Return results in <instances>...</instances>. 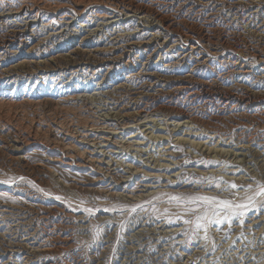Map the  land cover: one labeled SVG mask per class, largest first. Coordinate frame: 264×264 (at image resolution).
Wrapping results in <instances>:
<instances>
[{
  "label": "rangeland",
  "instance_id": "374dc122",
  "mask_svg": "<svg viewBox=\"0 0 264 264\" xmlns=\"http://www.w3.org/2000/svg\"><path fill=\"white\" fill-rule=\"evenodd\" d=\"M54 1L2 0L0 181L12 182L0 183V264H264V197L207 232L196 228V218L213 208L225 212L195 199L246 204L264 184V0H123L141 8V17L125 20L119 12L114 22L104 17L116 9L109 0ZM22 6L35 13L7 14ZM59 12L72 19L63 23ZM146 40L149 47H140ZM180 84L192 89L176 91ZM116 109L157 116L166 140L146 144L152 150L142 157L116 146L91 154L105 147L78 142L82 120L112 117ZM184 120L191 123L170 124ZM152 124L142 123L136 137L148 135ZM36 125L44 141L16 152L18 131ZM130 130H119L118 140ZM190 130L205 146L243 155L214 156L177 139L189 138ZM154 149L168 150L165 166L141 163ZM88 156L112 157L114 181H96L105 165H77Z\"/></svg>",
  "mask_w": 264,
  "mask_h": 264
},
{
  "label": "bare ground",
  "instance_id": "6f19581e",
  "mask_svg": "<svg viewBox=\"0 0 264 264\" xmlns=\"http://www.w3.org/2000/svg\"><path fill=\"white\" fill-rule=\"evenodd\" d=\"M53 1V0H52ZM56 1V0H55ZM54 1V2H55ZM64 2H66L67 4H72V3H75V4H77L78 6H80V4H83L84 2H88V0H63ZM91 1V0H90ZM27 2V1H26ZM31 2V1H30ZM47 2V1H46ZM61 3H62V1H60ZM109 2H111L112 4H114L115 6H116V9H115V11H113V12H106L105 14H106V16H104V17H112V18H117L118 17V15H119V12H121V13H125V15H126V19L125 20H129L131 17H133V16H137V14L138 13H142V9L141 8H138V6H135V5H133L132 3H130V4H126L123 0H109L108 1V3ZM41 3V2H40ZM60 3V4H61ZM21 4V3H20ZM47 4V3H46ZM58 4V3H57ZM63 4V3H62ZM18 5H19V3H18ZM17 5V6H18ZM27 4H25V6H26ZM29 5V4H28ZM40 5H42V4H40ZM50 5V4H49ZM59 5V4H58ZM111 5V4H110ZM34 6V5H33ZM43 6H44V4H43ZM48 6V5H47ZM68 6V5H67ZM71 6V5H70ZM75 6V5H74ZM140 6V5H139ZM39 7V6H38ZM46 7V6H45ZM49 7V6H48ZM62 7H64V6H62ZM16 8V7H15ZM30 8H31V6H30ZM33 8V7H32ZM3 9H5V7L3 8ZM7 9V8H6ZM9 9V8H8ZM10 10H14V8L13 9H11L10 8ZM23 10H25V12L27 11L28 12V14L29 15H32V14H34L35 12H34V10L33 9H30V10H28V9H26L24 6H22V7H19L16 11L14 10V11H11V12H8L7 14H12V13H20L21 11H23ZM37 10V9H36ZM58 10V9H57ZM78 10V9H77ZM39 11V10H38ZM71 11V10H70ZM83 11V10H82ZM94 11V10H93ZM100 11V10H99ZM147 11V10H146ZM7 12V11H6ZM5 12V13H6ZM75 12V11H74ZM103 12V11H102ZM144 12V11H143ZM160 12V11H159ZM23 13V12H22ZM21 13V14H22ZM52 13H54V11L52 12ZM75 13H77V12H75ZM93 13V12H92ZM147 13V12H146ZM150 13V12H149ZM20 14V15H21ZM37 14V13H36ZM57 14V16H58V18H59V20L60 21H62L63 23H65L64 21L67 19V17L66 16H69V15H64V14H62L61 12H59V13H56ZM68 14V13H67ZM72 14V13H71ZM94 14V13H93ZM144 14V13H143ZM2 15H3V12H2V0H0V21H2ZM77 15H79V14H77ZM96 15H98V14H96ZM108 15V16H107ZM124 15V14H123ZM148 15V14H147ZM155 15V14H154ZM157 15V14H156ZM11 16V15H10ZM12 16H14V15H12ZM92 16V15H91ZM101 16H103V15H101ZM100 16V17H101ZM122 16V15H121ZM34 17H35V15H34ZM36 17H37V15H36ZM70 17V16H69ZM74 17V16H73ZM97 17V16H96ZM137 17H141V16H137ZM15 18V17H14ZM31 18H32V16H31ZM71 18V17H70ZM89 18V17H88ZM94 18V17H93ZM103 18V17H102ZM145 18V17H144ZM6 19V18H5ZM4 19V20H5ZM33 19V18H32ZM72 19V18H71ZM71 19H69V20H71ZM92 19V18H91ZM95 19V18H94ZM147 19V18H146ZM15 20V19H14ZM34 20H35V18H34ZM57 20V19H56ZM58 20V21H59ZM105 20V19H104ZM119 20V18H117V19H115V20H111V22H114V21H118ZM121 20V19H120ZM145 20V19H144ZM149 20V19H148ZM153 20V19H152ZM23 21V20H22ZM27 21H28V19H27ZM122 21V20H121ZM151 20H149V22H150ZM24 22V21H23ZM145 22V21H144ZM143 22V23H144ZM32 23V20H29L28 22H27V24H26V26H29L30 24ZM68 23H71V21H68ZM107 24V23H106ZM20 25V24H19ZM67 25V24H66ZM87 25V24H86ZM144 25V24H143ZM147 28H152L153 26H154V23L153 24H148V26L147 25H145ZM66 29V28H65ZM143 29H145V28H143ZM16 31V30H15ZM19 31H22V30H19ZM83 31V30H82ZM86 31V30H85ZM138 31V30H137ZM61 32H62V30H61ZM90 32V31H89ZM149 32V31H148ZM144 33V32H143ZM58 34V33H57ZM60 34V33H59ZM131 34V33H130ZM147 34V33H146ZM145 34V35H146ZM10 35V34H9ZM87 35V34H86ZM117 35H118V33H117ZM143 35V34H142ZM154 35V34H153ZM158 35V34H157ZM132 36V35H131ZM147 36V35H146ZM159 36V35H158ZM158 36H153L154 38H158ZM145 37V36H144ZM160 37V36H159ZM162 37V36H161ZM19 38V37H18ZM17 38V39H18ZM115 38V37H114ZM127 38H129V37H127ZM146 38V37H145ZM154 38H152V39H150L151 41L153 40V42L155 41L154 40ZM167 38V37H166ZM13 39H15V38H13ZM84 39V38H83ZM135 39V38H134ZM177 39V38H176ZM9 40V39H8ZM12 40V39H11ZM118 40V39H117ZM126 40V39H125ZM124 41V40H123ZM135 41V40H134ZM134 41H129L128 42V44L126 45L125 44V53H123L124 55H125V57H128L129 58V53L131 52V51H133L134 49L133 48H135V47H133L134 46V44H136V42H134ZM151 41H148V40H146V42L144 41H142V43H138L139 44V46L140 47H143V46H145V47H149V45H150V43H152ZM170 41V40H169ZM113 42V41H112ZM167 42V41H166ZM114 43V42H113ZM120 43V42H119ZM160 43V42H159ZM121 44V43H120ZM155 44V43H154ZM178 44V43H177ZM123 45V44H122ZM189 45V44H188ZM121 46V45H120ZM173 46H174V44H173ZM199 46V45H198ZM198 46H194V47H192V49H197L198 48ZM119 47V46H118ZM188 47H191V46H188ZM203 47V46H202ZM115 48V47H114ZM155 48V47H154ZM186 48V47H185ZM104 49V48H103ZM158 49V48H157ZM205 50V49H204ZM154 51V50H153ZM195 51V50H194ZM198 51V50H197ZM90 52V51H89ZM96 52V51H95ZM116 52V51H115ZM119 52H121V51H119ZM156 52V51H155ZM154 52V53H155ZM191 52V51H190ZM128 53V54H127ZM142 54V53H141ZM189 54V53H188ZM121 55H122V53H121ZM120 55V56H121ZM159 55V54H158ZM200 55V54H199ZM115 56V55H114ZM162 56V55H161ZM216 56V55H215ZM122 57H123V55H122ZM159 57V56H158ZM163 57V56H162ZM182 57V56H181ZM193 57V56H192ZM127 59V58H126ZM159 59H160V57H159ZM181 59V58H180ZM198 59V58H197ZM205 59V58H204ZM207 59V58H206ZM110 60V59H109ZM128 60V59H127ZM119 61V60H118ZM197 61V60H196ZM201 62V61H200ZM126 63H127V61H126ZM242 62H238V64H241ZM245 63V62H244ZM247 63V62H246ZM142 64V63H141ZM148 64V63H147ZM195 65V64H194ZM193 65V66H194ZM200 65V64H199ZM75 66V65H74ZM149 66V65H148ZM81 67L82 66H80V68L79 69H81ZM89 67V66H88ZM242 69H244V72H247L248 70V67H247V65H245V64H243L242 63V65L240 66ZM86 68V67H85ZM110 68H111V66H110ZM121 68V67H120ZM127 68V67H126ZM84 69V68H83ZM142 69V68H141ZM194 69V68H193ZM104 70V69H103ZM251 70V69H250ZM194 71V70H193ZM113 72V71H112ZM146 72V71H145ZM148 72V74H149V72L150 71H147ZM146 72V73H147ZM241 72V71H240ZM243 72V71H242ZM124 73V72H123ZM127 73V72H126ZM125 73V74H126ZM134 73V72H133ZM137 73V72H136ZM135 73V74H136ZM140 73V72H139ZM155 73V72H154ZM158 73V72H157ZM248 74V73H247ZM133 75V74H132ZM154 75V74H153ZM150 76H152L151 74H150ZM155 76V75H154ZM156 76H157V74H156ZM159 76V75H158ZM157 78H159V77H157ZM178 78H179V76H178ZM184 78V77H183ZM176 79H177V77H176ZM181 79V78H180ZM156 80V79H155ZM185 80V79H184ZM193 80H195V79H193ZM193 80H189V81H193ZM148 81V80H147ZM122 82V81H121ZM125 84V83H124ZM124 84L123 83H121V84H118V86H117V88L118 87H123L124 86ZM179 84V83H178ZM117 85V84H116ZM115 85V86H116ZM126 85V84H125ZM150 86V85H149ZM112 87H114V86H112ZM144 87V86H143ZM176 87V91H181V90H184V89H192V87H190V86H185V85H178V86H175ZM116 88V87H115ZM116 88V89H117ZM138 88V87H137ZM154 88V87H153ZM163 88V87H162ZM161 88V89H162ZM174 88V87H173ZM112 89V88H111ZM135 89V88H134ZM141 89V88H140ZM149 89V88H148ZM121 90V89H120ZM152 90V89H151ZM134 92H136V91H134ZM131 93V92H130ZM133 93V92H132ZM137 93V92H136ZM139 93V92H138ZM144 93V92H143ZM145 93H146V91H145ZM149 93V92H148ZM178 93V92H177ZM135 94V93H134ZM160 94V93H159ZM2 95V93H0V96ZM144 95V94H143ZM153 95V94H152ZM190 95V94H189ZM197 95H199V94H197ZM74 96H75V94H74ZM77 96V95H76ZM196 96V95H195ZM72 97V96H71ZM154 97V96H153ZM134 98H135V96H134ZM133 98V99H134ZM201 98V97H200ZM78 99H79V96H78ZM154 99V98H153ZM132 102V101H131ZM146 102V101H145ZM133 104V103H132ZM135 105V104H134ZM138 105V104H137ZM127 108V107H126ZM133 108V107H132ZM120 109V108H119ZM116 111H117V109H116ZM116 111H114V112H116ZM142 111V110H141ZM141 111H138V112H130V113H128V112H125V111H122V110H120V111H117L115 114H114V116H112V117H103V118H97V119H92V120H89V119H83L82 121L86 124L85 125V129L84 130H82L81 132H80V134H79V138L80 139H78L79 141L78 142H81L82 144H87V146L90 148V147H97V145H99V144H101V146L102 147H105L104 148V150L102 151H99L98 152V150L96 149V148H91V151L89 150V152L91 153V154H100V155H102V154H104V155H106V153H105V151L107 150V148L108 147H111V146H116V147H118V149H124L125 151L128 149V148H133L132 149V151H138L137 153V156L138 157H142L143 155H145L146 154V151H151L152 149V144H150L149 146H150V148L149 149H144V147H146L145 145L146 144H148L149 142L150 143H160V142H162V141H164V140H166L165 138H164V136H162V135H160V133H161V131L164 129L162 126V129H156L157 128V125L156 124H154V122L155 121H157V119H156V117L157 116H155V115H153V114H149V113H147L146 115H143L142 116V112ZM144 111V110H143ZM147 112V111H146ZM113 114V113H112ZM84 117V116H83ZM102 117V116H101ZM154 117V118H153ZM91 119V118H90ZM141 120V121H140ZM82 122V123H83ZM145 122H149V123H153L152 125L153 126H150V127H148V128H150V132L148 133V135H146L145 137H141V138H137L136 136H138L137 134H136V132L137 131H139V127L141 126V124L142 123H145ZM33 123V122H32ZM186 123H191V121H188V120H184L183 122H180V121H174V122H171L170 124H173V126L174 127H178V126H181V125H184V124H186ZM155 125V126H154ZM160 125H163L162 123H159L158 124V126H160ZM34 127H36V129H37V131L36 130H34ZM136 128L137 130H132L133 128ZM129 129H131L130 130V132L129 133H131L130 134V136L126 139V138H124L125 136H122L121 137V139L120 140H118V137H119V135L118 134H120L121 132V130H123V132L124 131H127V130H129ZM19 130V129H18ZM17 130V131H18ZM120 130V131H119ZM15 131V130H14ZM194 130H190V132L188 133L187 131V134L188 135H190V137L189 138H184V137H179V138H177L179 141H183V142H186V143H190L191 144V146L194 148H196V147H199L200 149H203V148H205L206 150H210V152H212V153H215L214 154V156H220V155H223V156H228L229 154H230V156H234L235 155V159L238 161V156L239 155H243V153L242 152H240V153H235V151H231V150H224V149H222V148H220V149H216V147L214 146V147H211V146H205V144H204V142H197L196 141V139L199 137V133H197V132H193ZM98 132V133H97ZM122 132V133H123ZM17 134V133H16ZM101 134L103 135V136H101ZM16 136V135H15ZM139 137H140V135H139ZM133 138H135V140L133 139ZM48 139V138H47ZM145 139H148V142H145ZM42 141H44V138H42L41 137V135H39L38 134V125H36V126H31L29 129H28V131H23V130H20V131H18V135H17V139H15L14 140V142H15V145H14V148H15V151L16 152H22L23 150H24V148L26 147V146H28V145H30V144H37L38 142H42ZM44 143V142H43ZM214 143V142H213ZM170 144V143H169ZM219 144H221V141H220V143ZM160 145V147L161 146H163V143H161V144H159ZM224 145H226V143H224ZM134 147H136V149H134ZM67 149H69V147H66ZM166 148V147H165ZM238 149H240V150H242V151H244V146H240V147H237ZM87 153H88V151L87 150H85ZM153 151H156L155 149L153 150ZM162 151H163V153H162ZM166 151H168V150H163V149H159V150H157L156 151V155L154 154V153H148L150 156L149 157H147V158H144V159H140V160H142V164L144 165V166H147V167H149V168H158V167H163V166H165L166 164H161V160H162V157L163 156H165L166 155ZM107 152H108V150H107ZM113 153H118V152H114L113 151ZM120 154V153H119ZM130 154V153H129ZM77 155V154H76ZM75 155V156H76ZM131 155V154H130ZM159 155V156H158ZM169 155H172L170 152H169ZM84 156V155H83ZM86 156V155H85ZM111 156H113V155H111ZM132 156V155H131ZM158 156V157H157ZM64 157L65 158H70L69 160L70 161H67V163L68 164H71L72 165V163H74V161L75 160H73V157L71 156V154H70V152L68 151V150H66V153L64 154ZM79 157V156H78ZM77 157V158H78ZM114 157V156H113ZM117 157H120V155H118ZM153 157H155L156 159L154 160V158ZM81 158V157H80ZM121 158V157H120ZM120 158L118 159V161L120 160ZM151 158H153V162H152V164H148V163H150V161H151ZM161 158V159H160ZM110 160L108 161V160H105V157L104 158H98V159H95L94 157L92 158V157H87L85 160H83V161H79L78 163H77V165L79 164V166H83L84 168L86 167V166H91V167H93V168H95V170H97V169H101L100 167V165H105V167H103L102 169H105V173H106V175L104 176V177H102L100 174H99V176L96 178V181H104L105 183L108 181V179L109 178H111V180L112 181H114V176H113V174H112V165L114 164V163H111V161H113V158L112 157H110L109 158ZM127 159H131V157H128ZM138 160V159H137ZM124 162V161H123ZM168 163H173L171 160H169V162ZM241 163V162H240ZM120 164V163H119ZM178 164V163H177ZM127 166H129V168L130 169H135V168H131V166L130 165H127ZM82 167V168H83ZM102 172V171H101ZM135 173V172H134ZM124 181V180H123ZM116 186L117 187H119L120 185H119V183H116ZM114 193V192H113ZM138 232V231H137ZM139 233V232H138ZM141 234H142V232H141ZM139 235V234H138ZM144 235V234H143ZM149 236V235H148ZM144 239V238H143ZM146 242V241H145ZM144 242V243H145ZM146 244V243H145ZM152 244V243H151ZM129 248V247H128ZM141 248V247H140ZM166 249V248H165ZM147 251V250H146ZM126 253V252H125ZM129 253V252H128ZM127 253V254H128ZM129 255V254H128ZM131 258V257H130ZM138 258V257H137ZM162 259V258H161Z\"/></svg>",
  "mask_w": 264,
  "mask_h": 264
},
{
  "label": "snow or ice",
  "instance_id": "6c2138e0",
  "mask_svg": "<svg viewBox=\"0 0 264 264\" xmlns=\"http://www.w3.org/2000/svg\"><path fill=\"white\" fill-rule=\"evenodd\" d=\"M23 179V178H20ZM12 182L11 180H3L0 181V183H10ZM35 186V185H33ZM230 187L235 188L237 185L235 183H231ZM251 188V185L248 186ZM257 197H264V184H257V190L253 192L252 195L246 197L247 203H234L233 201L230 200H218L217 197H208V196H199L196 197V200L199 201H204L209 204H213L215 202L216 207L220 208L222 211L225 212V215L220 216L219 213L215 210V208L212 209V215L209 216L207 211L202 215L198 216L196 218V228L200 229L203 228L205 232H207V228L209 225L212 223H224L225 221H230L232 216H243L245 212L248 210L249 206L255 207L256 204V198ZM57 199H61V197H56ZM139 207V206H136ZM85 211L91 213L92 209H84ZM135 211V208L132 209ZM189 211H192V209H188ZM215 217V219H213ZM185 223H190V221H185ZM207 238V236H205Z\"/></svg>",
  "mask_w": 264,
  "mask_h": 264
}]
</instances>
